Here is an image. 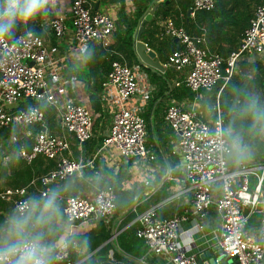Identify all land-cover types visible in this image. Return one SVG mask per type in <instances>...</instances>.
I'll return each mask as SVG.
<instances>
[{
  "label": "built area",
  "instance_id": "1",
  "mask_svg": "<svg viewBox=\"0 0 264 264\" xmlns=\"http://www.w3.org/2000/svg\"><path fill=\"white\" fill-rule=\"evenodd\" d=\"M214 3L215 0H191L189 14L211 10ZM66 20L80 49L89 43L107 47L116 28L113 17L91 11L89 0H69L67 14L53 12L47 24L55 38L66 32ZM162 28L163 34L174 37L180 44L167 54L166 64L184 71L183 82L191 91H210L219 79L224 82L237 72L239 61L264 55V0L254 6L237 47L224 57L207 48L202 32L190 35L170 18L164 19ZM101 85L109 88L117 102L101 147L112 145L119 154L138 163L153 159L154 153L145 145L143 116L124 104L136 92L137 82L131 67L112 59ZM61 88L57 59L49 56L39 34L24 30L11 39L0 40V129L11 125H39L32 134L29 150L19 154L27 162L36 155L55 160L53 167L38 176L43 187L41 195L51 183L78 172L83 163L62 154L68 149V140L63 133H51L43 127L41 108L35 104L15 111L9 108L27 98L44 101L55 110L59 128L72 133L80 144L91 135L90 110L67 95L57 96L55 89ZM218 92L212 105L216 117L211 120L201 119L193 107L183 108L175 102L165 108L164 119L176 135L175 149L181 154L184 179L190 191L189 208L202 219L212 203L220 217L215 238L220 252L211 264H223L224 257L234 264H264V156L261 162L239 161L234 168L228 167V152L218 147L216 134L222 126ZM214 185L219 189L215 197ZM0 198L8 200L14 210L20 208L26 203L25 187H6L0 191ZM61 212L68 225L96 218L107 221L114 212V192L106 187L90 196L69 194L63 198ZM253 213L259 214V228L254 234L245 229ZM186 218L187 209L159 217L155 207L149 206L137 213L135 234L152 253L166 255L171 264H199L196 256L189 252L190 246L181 247L177 243L179 222ZM194 226L201 227L198 222ZM112 262L109 258L102 264ZM52 264H74L68 248H58Z\"/></svg>",
  "mask_w": 264,
  "mask_h": 264
},
{
  "label": "crops",
  "instance_id": "2",
  "mask_svg": "<svg viewBox=\"0 0 264 264\" xmlns=\"http://www.w3.org/2000/svg\"><path fill=\"white\" fill-rule=\"evenodd\" d=\"M89 3L91 11L105 13L114 18L116 30L110 35L108 46L102 47L99 44L97 45L108 53L116 54L118 57L117 60L123 63L127 64V61L130 60L129 65L135 74L137 86L135 94L126 99L124 104L131 108H135L140 115L144 117L146 123L145 145L149 152L154 153V157L143 164L136 162L132 158L124 157L119 154L112 145L101 147L102 137L108 131L111 123L112 110L117 106V102H114V97L109 88L104 87L101 84L89 85L86 84L85 81L93 83L103 80L105 74L102 70H99V72L95 71V74L90 75L88 73V67L95 65V63L98 64L102 61V58L104 59V57L99 54H93L90 63L86 64L84 62V54L81 52L78 44L73 40L68 20H66L67 30L60 38H55L51 34L47 24L49 17H51L53 12L67 14L69 7V0H54V4L49 5L48 14L44 17L34 18L33 23H28V26L34 25L37 29L36 33L43 38L49 56L57 59L59 77L62 81L64 90L62 88V90L55 89L56 95H67L74 101L84 104L90 110L92 119L91 135L79 144L72 133L59 128L55 110L52 106L46 104L42 100L33 101L32 99L27 98L19 101L16 105L10 107L9 110L15 111L19 108H25L32 104L29 103V101L42 103L43 127L51 133H63L68 140L69 146L62 154L83 163L78 172L69 175L64 179L55 181L48 186V190H60V197L58 200L60 213L58 220L59 226L63 228L64 231L69 232L70 235L74 234L79 236L78 240L80 245L76 241H72L71 244L77 258L75 260L76 262L74 261L73 263L76 264L80 261H87L93 264H100L112 256L117 259V262L115 261L116 263L122 264H171L166 255L152 253L143 239L135 234V217L137 213L149 206H154L156 214L159 217H169L187 209V218L179 222L177 243L181 247H184L185 245L190 246L189 252L196 256L199 264H208V261L211 258L214 259L219 256L213 247L215 246V238L220 226V217L215 211L212 203L207 208V213L202 219H200L197 214L189 208L190 191L187 182L184 179L181 154L175 149L176 135L165 121L164 111L168 104L175 102L178 106L183 108L193 107L197 111V116L199 118L211 120L216 117V113L212 109L215 96L213 101L209 103V100L206 96H203V94L204 92H208V96H210V92L204 89L201 91V89H199L196 92L191 91L193 93L191 97H170L169 89L178 84V79L183 80L184 76L183 70H175L172 68L171 76H167L169 83L164 85L161 94L152 101L157 92V83L153 79L155 75L162 76L165 72V66H169L166 62H162L168 54V47L165 43L167 41H172L179 47V42L174 37L160 34L159 32L154 34L155 39L152 40V42L162 38V43L165 45L161 46L162 50L159 54L145 44L146 49H150L154 52V59H157L159 63L163 65V70L161 71L152 70L137 60L133 50L132 56L130 58H125L118 49L120 41L117 37L119 29V27L117 29V26L119 25V19H121L120 17L122 15H126V20L131 21L132 17L130 13L133 5L132 0H89ZM188 16L191 17L192 15L189 14ZM227 19L231 20V17L227 16ZM163 22L164 19L157 18L151 25H149V28H153V26L158 29L160 27L162 28ZM206 24L209 25L210 21L207 20ZM197 27L202 28L203 26L198 24ZM241 34L242 30L238 28L237 24L230 27L225 26L221 30V36H219V34L218 36L214 35V37L219 38L210 42V45L209 42L205 40V44L208 49H210L209 47L219 50L232 49V45L234 44L237 47ZM89 50L91 51V49ZM253 59H256V57L243 60L250 61ZM152 73L155 75L152 76ZM199 91L202 92V95ZM222 125H224L223 122ZM38 127L39 125L35 123L25 126L11 125L0 129L1 190L7 187L8 179L15 177L17 179L16 182H21L29 176L28 181L20 184L19 187H25L26 197L40 198L42 196L40 190H42L43 187L41 184L37 185L36 181L40 174L45 173L48 169L54 166L55 160L42 155H36L31 161L27 162L19 154L21 151H27L30 147L32 134ZM37 156L43 158V163L49 164V168L44 172H41L43 165L38 164L39 160L37 161ZM239 161L249 163L254 162L251 152L243 158H240ZM237 162L233 163L232 161L230 166L235 167ZM123 168L125 169L126 175L121 181V187L137 190L133 199L134 202L132 201L133 204L127 211H124V208L116 216H114L113 212L110 217L111 219L109 218L110 221L101 219L103 222H108L109 224L107 228L108 237L94 249L87 250V247L82 245V242L85 241L83 237L91 230H95V220L100 218L93 219L87 223L68 225L60 209L63 204L64 192L71 190L73 194L78 193L90 196L95 191V183H93V180L96 177H114L117 176L119 170ZM37 173L40 174L36 175ZM159 174V180H157ZM68 177L72 178V183L69 187H65L66 183H63V181ZM161 185L163 186L161 187ZM214 186L215 187L212 191L213 197L219 194L217 185ZM3 200L5 203L0 205V224H2L5 217L14 210L8 200ZM128 212H131L133 215L130 220L123 223L125 215ZM253 214L256 215L255 220L245 227V229L247 233L254 234L258 232L259 214ZM197 222L201 225L199 229L194 226ZM106 225L107 224H105V227ZM130 225L134 228V242H129L126 237H122L120 240L121 243L126 248H129L131 252L135 253V255L121 250L117 244L119 235H121V233H123ZM106 242L109 245L105 251L98 252L100 246ZM222 260L223 264H234L228 257H224Z\"/></svg>",
  "mask_w": 264,
  "mask_h": 264
},
{
  "label": "trees",
  "instance_id": "3",
  "mask_svg": "<svg viewBox=\"0 0 264 264\" xmlns=\"http://www.w3.org/2000/svg\"><path fill=\"white\" fill-rule=\"evenodd\" d=\"M157 0H132V11L130 13L131 15V21H127V16L122 15L119 19V25L117 26L118 32L117 37L120 41L118 44L119 51L121 54L127 58L132 56V43H133V33L137 26V23L139 20L143 17V15L146 13L147 9L154 4ZM261 2V0H215L214 7L211 10L207 11H196L191 17H187L185 15L186 9L190 7L191 0H158L157 4L154 8V11L152 13V17L149 20H146L144 22L143 31L140 34L141 40L151 49L155 50L156 52H160L162 50L161 46H164L167 44V51L168 53L172 51L174 48H177L176 43H173L172 41H167L165 44L162 43V38L157 39L155 42H152V40L155 39L154 34L159 32L160 34H163V28H149V25H151L157 18L159 19H165L166 17L170 18L172 22L177 26H182L185 31L190 35H196L198 33H203L204 38L207 42H212L214 39L219 37H214V35L219 34L221 36V30L223 27H230L234 24L238 25V28L243 30L245 26L247 25V21L249 17L252 14L253 8L256 4ZM123 5V4H122ZM121 5V6H122ZM227 16L231 17V20L227 19ZM209 20L210 24H206V21ZM28 23L32 24L33 19L28 21L27 23H17L14 25L12 29V34L10 36H6L8 39H11L14 37L17 33L22 32L24 30H31L36 33L37 29L34 27V25L28 26ZM122 23V24H121ZM196 23V24H194ZM203 26L202 28H198L197 25ZM194 29V30H193ZM116 30V29H115ZM241 37V36H240ZM88 49H91L92 55L93 54H99L104 57L102 58V61H100L98 64L95 63V65H91L88 67L89 71L88 73L90 75L95 74V71L102 70L105 74L107 70L109 69V63L112 59H118L116 54L108 53L103 50L99 45L97 44H90L87 46ZM210 51H214L219 53L221 56H225L231 49H212L209 47ZM236 48V45H232V49ZM160 54V53H159ZM84 56V55H83ZM167 56L163 59L162 62H166ZM130 60L127 61V65H129ZM172 66H165V72L162 76H157L154 73H152V76L155 75L154 79L157 83V92L156 96L153 97L152 101L156 99L158 95L161 94L163 87L168 82V77L172 74ZM168 76V77H167ZM178 84L176 86H172L169 89V95L170 97L175 98H181L183 96L185 97H191L192 92L191 90L184 84L182 79H178ZM86 84H101V81L98 82H90L85 81ZM222 85V87H221ZM221 87V88H220ZM234 88H245L246 90L250 92H259L260 94V100L264 101V55L260 58H256L253 60H246V61H239L237 64V72L233 73L226 81L222 82L221 79H219L212 87V89L209 91L210 96L214 99L215 94L218 92L217 96V102L218 106L221 111V120L226 125L228 123V107L230 104V101L233 99ZM206 92H204L203 95H205ZM202 95V93H201ZM213 101V100H212ZM29 103L35 104L39 108L42 109V103L38 102H32L29 101ZM43 110V109H42ZM144 118V117H143ZM145 121V119H144ZM146 125V123H145ZM237 127H239V123L237 124ZM251 144V154L254 162H261L262 158L264 156V139L260 138H254L249 140ZM31 145V144H30ZM30 148V147H29ZM29 148L27 150H29ZM37 161L39 160L38 164L43 165V169L41 172H44L49 168L48 163H43V158L41 156H37ZM240 158L234 157L230 155L229 153L226 155V163L229 168H234L233 166H230V163L233 161V163H236L239 161ZM40 173H37L36 175H39ZM126 172L125 169H121L118 172L117 176L114 177H101V178H95L93 180V183H95V191L97 189H102L106 187H111L114 192V216H116L120 211H122L124 208H126L134 199L137 190L133 189H126L121 187V181L125 177ZM158 175V179L159 180ZM29 176L26 177L21 182L17 181L16 178H10L8 179L6 185L10 188L19 187L20 184L25 183L28 181ZM71 177L66 178L63 183L65 184V187H69L71 185ZM37 185L40 184L39 180L36 181ZM164 185V184H163ZM161 185V187L163 186ZM68 190V189H67ZM1 191V189H0ZM94 191V192H95ZM64 196L73 194L71 190H68L64 192ZM165 194V193H164ZM163 194V195H164ZM5 203L3 199H0V205ZM61 209V207H60ZM132 213L128 212L125 215V218L123 220V223L130 220L132 217ZM256 218V215L251 214L249 217L246 226L251 224ZM111 219V218H110ZM110 221V220H109ZM122 223V224H123ZM95 230H91L90 232L86 233L83 237L84 240H87V250L94 249L97 247L101 242L107 239L108 237V222H103L101 219L95 220ZM105 224L106 227H105ZM134 228L132 225L128 226L121 235H119V238L117 239L118 247L125 251L129 252L130 254H134L131 252L129 248H126L121 243V238L126 237L129 242H134ZM72 241H76L79 245L80 242L78 240L79 236H76L74 234H71L69 237ZM108 243L101 245L98 249V252L105 251V249L108 247ZM68 248L69 258L72 262H74L77 258L75 256V253L72 249V246L70 245ZM118 254V253H117ZM113 258V262L111 264H122V263H116L117 259ZM125 260L124 258H122ZM107 261V259H106ZM104 261L103 263H106ZM116 261V262H115ZM126 261V260H125ZM76 262V261H75ZM129 262V261H128ZM76 264H93L91 262L87 261H80ZM95 264V263H94ZM102 264V263H100Z\"/></svg>",
  "mask_w": 264,
  "mask_h": 264
},
{
  "label": "clouds",
  "instance_id": "4",
  "mask_svg": "<svg viewBox=\"0 0 264 264\" xmlns=\"http://www.w3.org/2000/svg\"><path fill=\"white\" fill-rule=\"evenodd\" d=\"M54 0H0V40L12 34L17 23L44 17ZM84 62L92 52L81 48ZM228 107V123L217 130L218 147L243 158L251 150L250 139H264V101L255 92L234 88ZM239 123V127L237 124ZM59 189H50L40 198L26 197V203L0 224V264H52L56 250L72 244L70 233L59 226ZM87 240L82 242L87 247Z\"/></svg>",
  "mask_w": 264,
  "mask_h": 264
},
{
  "label": "water",
  "instance_id": "5",
  "mask_svg": "<svg viewBox=\"0 0 264 264\" xmlns=\"http://www.w3.org/2000/svg\"><path fill=\"white\" fill-rule=\"evenodd\" d=\"M155 6H156V2H154V4L149 7V9L146 11V13L143 15V17L139 20V23H138L137 28L135 29L134 35H133L132 50L134 51L138 61L145 64L147 67H149L152 70H160L161 71V70H163V65L161 63H159V61L157 59H154V52L150 49H146L145 43L140 40V33L142 31L143 23L146 20L150 19L151 15L154 11ZM189 12H190V8H187L185 15L188 16ZM30 64H31V62H30ZM133 202L130 203L125 208L124 211H127L132 206ZM213 248L219 254L220 251H219V249H217V246L215 245ZM212 261H213V258H211L208 261V264H211ZM204 264H207V263H204Z\"/></svg>",
  "mask_w": 264,
  "mask_h": 264
},
{
  "label": "rangeland",
  "instance_id": "6",
  "mask_svg": "<svg viewBox=\"0 0 264 264\" xmlns=\"http://www.w3.org/2000/svg\"><path fill=\"white\" fill-rule=\"evenodd\" d=\"M201 91H202V89H201ZM199 93L201 94L202 92L199 91ZM257 94L260 96L259 92H257ZM203 96H206L207 97V99L209 100V103L212 102L213 98L211 96H208V92H206V94L203 95Z\"/></svg>",
  "mask_w": 264,
  "mask_h": 264
}]
</instances>
